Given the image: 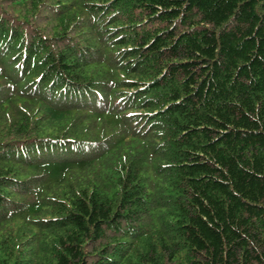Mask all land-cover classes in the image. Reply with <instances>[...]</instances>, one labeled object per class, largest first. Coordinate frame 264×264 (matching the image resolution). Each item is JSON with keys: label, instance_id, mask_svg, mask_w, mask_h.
<instances>
[{"label": "trees", "instance_id": "16d2710c", "mask_svg": "<svg viewBox=\"0 0 264 264\" xmlns=\"http://www.w3.org/2000/svg\"><path fill=\"white\" fill-rule=\"evenodd\" d=\"M0 264H264V0H0Z\"/></svg>", "mask_w": 264, "mask_h": 264}]
</instances>
